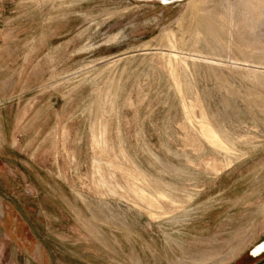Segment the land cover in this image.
Wrapping results in <instances>:
<instances>
[{"label":"rangeland","instance_id":"obj_1","mask_svg":"<svg viewBox=\"0 0 264 264\" xmlns=\"http://www.w3.org/2000/svg\"><path fill=\"white\" fill-rule=\"evenodd\" d=\"M0 264H257L264 0H0Z\"/></svg>","mask_w":264,"mask_h":264},{"label":"water","instance_id":"obj_2","mask_svg":"<svg viewBox=\"0 0 264 264\" xmlns=\"http://www.w3.org/2000/svg\"><path fill=\"white\" fill-rule=\"evenodd\" d=\"M162 3H164V4H168V5H170V4H175V3H179V2H182V1H184V0H160ZM262 245H264V242L263 243H261L260 245H258L257 247H255L254 249H253V251H252V257H254V258H257L255 255H254V252L256 251V249L257 248H259V247H261ZM264 253V252H263ZM257 264H264V258H263V260L261 261V262H259V263H257Z\"/></svg>","mask_w":264,"mask_h":264},{"label":"flooded vegetation","instance_id":"obj_3","mask_svg":"<svg viewBox=\"0 0 264 264\" xmlns=\"http://www.w3.org/2000/svg\"><path fill=\"white\" fill-rule=\"evenodd\" d=\"M264 249L263 250H260V251H258L257 253H256V257L257 258H261V259H263L264 258Z\"/></svg>","mask_w":264,"mask_h":264},{"label":"bare ground","instance_id":"obj_4","mask_svg":"<svg viewBox=\"0 0 264 264\" xmlns=\"http://www.w3.org/2000/svg\"><path fill=\"white\" fill-rule=\"evenodd\" d=\"M264 249V245H262L261 247L257 248L256 251L254 252V255H256V253L260 250H263Z\"/></svg>","mask_w":264,"mask_h":264},{"label":"built area","instance_id":"obj_5","mask_svg":"<svg viewBox=\"0 0 264 264\" xmlns=\"http://www.w3.org/2000/svg\"><path fill=\"white\" fill-rule=\"evenodd\" d=\"M0 31H1V25H0Z\"/></svg>","mask_w":264,"mask_h":264}]
</instances>
